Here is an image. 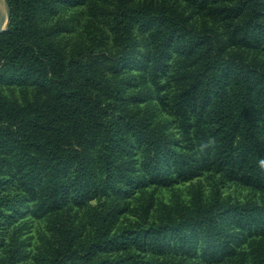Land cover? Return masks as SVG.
Here are the masks:
<instances>
[{
	"label": "trees",
	"instance_id": "1",
	"mask_svg": "<svg viewBox=\"0 0 264 264\" xmlns=\"http://www.w3.org/2000/svg\"><path fill=\"white\" fill-rule=\"evenodd\" d=\"M86 1L6 0L0 264L20 263L6 236L27 210L44 216L203 172L264 193V0H104L107 36L68 57L55 39L66 25L51 16ZM12 87L33 95L19 103L5 95ZM148 101L169 124L141 107ZM173 122L180 138L168 132ZM109 223L87 235L63 229L37 264H221L242 233L264 236V199Z\"/></svg>",
	"mask_w": 264,
	"mask_h": 264
},
{
	"label": "rangeland",
	"instance_id": "2",
	"mask_svg": "<svg viewBox=\"0 0 264 264\" xmlns=\"http://www.w3.org/2000/svg\"><path fill=\"white\" fill-rule=\"evenodd\" d=\"M108 4L104 0H87L83 5H60L52 21L59 23L66 32L55 36L65 55L73 56L92 45L94 39L107 36ZM108 40L105 39L104 41ZM133 75L129 73L128 76ZM9 99L19 103L33 95V90L18 87L5 89ZM155 112V120L161 123L170 122L166 112H161L153 101L141 105ZM141 108V110H142ZM168 132L181 137L176 124L170 123ZM264 199V193L254 191L235 183H230L221 176L203 172L198 177L167 187L149 185L138 188L130 197L114 193L96 196L83 206L64 205L60 210L37 216L25 212L7 230L6 243L16 248L22 258L19 264H37L36 257L53 245L63 229L78 228L83 235L92 233L94 227L104 218L116 230L127 223L141 224L160 223L174 218L180 211H191L196 205L205 206L214 201L224 204L257 202ZM166 257V256H165ZM179 259V255L169 253L167 259ZM264 259V236L242 233L234 243V252L221 264H258ZM195 263L197 258L189 259ZM200 262V261H199ZM202 264H206L201 262Z\"/></svg>",
	"mask_w": 264,
	"mask_h": 264
},
{
	"label": "water",
	"instance_id": "3",
	"mask_svg": "<svg viewBox=\"0 0 264 264\" xmlns=\"http://www.w3.org/2000/svg\"><path fill=\"white\" fill-rule=\"evenodd\" d=\"M10 10L6 0H0V34H2L9 25Z\"/></svg>",
	"mask_w": 264,
	"mask_h": 264
}]
</instances>
